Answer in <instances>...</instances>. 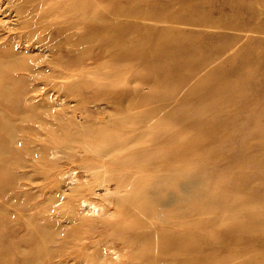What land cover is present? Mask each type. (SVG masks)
Returning a JSON list of instances; mask_svg holds the SVG:
<instances>
[{"label": "rangeland", "instance_id": "rangeland-1", "mask_svg": "<svg viewBox=\"0 0 264 264\" xmlns=\"http://www.w3.org/2000/svg\"><path fill=\"white\" fill-rule=\"evenodd\" d=\"M0 264H264V0H0Z\"/></svg>", "mask_w": 264, "mask_h": 264}, {"label": "bare ground", "instance_id": "bare-ground-1", "mask_svg": "<svg viewBox=\"0 0 264 264\" xmlns=\"http://www.w3.org/2000/svg\"><path fill=\"white\" fill-rule=\"evenodd\" d=\"M96 210V206H94V205H90V207H89V212H94Z\"/></svg>", "mask_w": 264, "mask_h": 264}]
</instances>
